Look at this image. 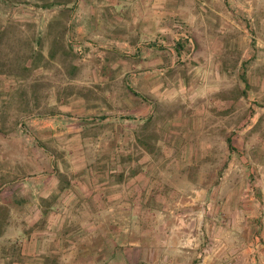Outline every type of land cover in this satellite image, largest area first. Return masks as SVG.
I'll use <instances>...</instances> for the list:
<instances>
[{
  "label": "crops",
  "instance_id": "1",
  "mask_svg": "<svg viewBox=\"0 0 264 264\" xmlns=\"http://www.w3.org/2000/svg\"><path fill=\"white\" fill-rule=\"evenodd\" d=\"M177 4L178 0H79L77 8L82 7L83 25L90 33L103 23L107 26L114 23L117 30L121 29L115 33L119 37L115 44L120 47L88 43L106 53H115L116 59L132 57L137 69L129 76L124 71H116L115 75L101 73L103 83H107L102 92L109 96L101 99L100 106L94 108L91 103L79 100L84 111L76 112L74 95H67L61 99L63 103L54 101L53 105H58L56 111L41 112L32 119L31 124L34 123L37 138L41 140L42 158L37 160V174L32 177L14 175L4 182L9 191L5 196L9 204L6 213L11 218L20 217L19 222L12 220L4 228L19 242L21 264H240L244 263L245 254L253 251L247 246L236 259L230 247L227 255L204 250V237L191 245L182 243L175 230L186 231L184 226L190 224L187 226L171 218L181 215L175 214V205L180 204L182 198H191L183 205L194 202L200 205L195 211V228L202 232L208 230V226L215 229L221 224L223 228L230 225L234 228V223L240 221L252 229H262V158H244L237 161L238 164L229 161L223 175L213 177L210 185L198 184L200 179H195V184L194 179L185 174L180 176L184 187L176 186L175 190V184L168 183L176 177L154 174L153 152L163 149L166 143L174 144L173 133L177 131L174 126L179 124L171 125L167 117L154 112L153 100L148 96L155 87L153 72L156 69L169 71L174 66L169 56L177 54L171 47L169 30L159 23L157 26L154 17L157 10L164 11ZM96 7L99 17L93 16ZM73 17L75 21L77 17ZM129 21L133 26L128 25ZM80 26L77 24L75 28L80 29ZM107 38H111V33ZM249 53L244 52L247 57L243 61L227 65L216 62L207 67L240 70V81L245 86H264V41L263 52H260L263 56L253 59V53ZM166 57L168 62H165ZM180 57L178 60L183 61L184 56ZM113 64L119 68L120 63L115 60L109 70ZM64 69H67L65 73ZM75 69V63L71 67L59 66L65 79L59 85L74 83L71 77H75ZM120 76V87L122 85L123 91L124 87L128 88L140 100L139 106L114 109L111 103L127 101L119 96L123 94L121 88L117 94L112 86L115 81L118 84ZM136 84L137 88L133 87ZM142 86L146 90L141 91ZM157 119L162 123L157 124ZM185 120L188 123L189 117ZM255 122L256 119L244 130H251ZM162 128L168 136L157 139L156 132H161ZM50 137L58 141H43ZM230 139L233 151L252 147L244 139L234 146ZM258 148L263 150V141ZM49 150H64V153L44 157ZM237 166L242 167V173ZM256 170L259 177L254 173ZM192 209L187 207L188 211ZM223 216L226 224L219 223Z\"/></svg>",
  "mask_w": 264,
  "mask_h": 264
},
{
  "label": "rangeland",
  "instance_id": "2",
  "mask_svg": "<svg viewBox=\"0 0 264 264\" xmlns=\"http://www.w3.org/2000/svg\"><path fill=\"white\" fill-rule=\"evenodd\" d=\"M78 2L0 0V264H21L19 242L15 236L11 238L13 233L4 228L5 224L20 218L19 215H12L11 218L6 213L9 204L5 196L9 191L5 189L4 182L14 175L32 177L37 174V160L42 158V151L32 119L41 112L56 111L58 105H53L54 101L63 103L61 99L67 95H74L72 99L75 100L76 112L84 111L79 100L91 103L94 108L100 106L101 99L109 96L102 92L107 83H103L101 73L115 75L116 71H124L129 76L137 69L132 57L116 59L115 53H106L88 43L120 47L115 41H119L116 31L121 29L117 30L114 23L108 26L103 23L90 33L83 25L84 14L82 7L77 8ZM178 3L164 11L157 10L154 17L157 26L159 23L169 30L171 47L172 36L177 32H188L191 37L187 45L188 56H184L183 61L178 60V54H172L169 57L173 58L174 66L169 71L156 69L153 72L155 87L148 96L153 100L154 112L167 117L171 125L179 123L174 126V129L177 127L173 133L174 144L166 143L163 149L153 152L154 174L176 177L168 183L175 184V190L176 186L184 187L180 176L185 174L194 179L195 184V179H200L198 184L210 185L213 177L223 175L229 161L238 164L240 159L262 158L264 189V86H245L240 81V70L207 67L210 63L223 62L227 65L243 61L247 57L244 56L245 51H250L249 55L253 53V59L263 56L260 52H263L264 41V0H178ZM95 9L93 16L99 17V8ZM73 16L78 21H74ZM127 23L133 26L130 21ZM77 24L83 28L76 29ZM110 33L111 38H107ZM115 60L120 63L119 68L113 64L109 70ZM168 61L166 57L165 62ZM72 63L76 68L75 77H71L75 79L74 83L59 85L65 79L58 67L66 64L71 67ZM66 70H63L64 73ZM120 78L118 84L115 81L112 85L117 94L119 88L123 91ZM133 87L137 88V84ZM140 89L143 91L145 87ZM119 96L127 101L111 103L114 109L140 105V100L128 88L124 87L123 94ZM185 117H189L188 123ZM255 119L251 130H244ZM156 123L162 122L157 119ZM162 136H168L164 128L156 132L157 139ZM228 136L234 146L244 139L252 147L233 151L227 146ZM95 137L98 140L97 135ZM43 141L50 143L58 139L50 137ZM262 141L263 150H260L259 142ZM48 152L43 154L44 157L63 155L64 150ZM237 168L242 173V167ZM254 173L259 177V171ZM190 201L191 198H182L181 205H175V214H181L180 217L171 218L187 226L190 224L189 227L184 226L186 231L175 230V234H180L182 243L201 242L204 237V250L227 255L230 247L234 249L231 255L236 259L249 246L253 251L246 253L244 263L240 264H263L264 212L263 228L260 230L240 221L234 223V228H230L231 225L223 228L221 224L215 229L208 226V230L202 232L195 228V211L200 205L195 202L183 205ZM187 207H192V211H188ZM221 218L219 223L226 224L227 219ZM239 219L242 217L239 216ZM260 244L263 246L260 247Z\"/></svg>",
  "mask_w": 264,
  "mask_h": 264
},
{
  "label": "trees",
  "instance_id": "3",
  "mask_svg": "<svg viewBox=\"0 0 264 264\" xmlns=\"http://www.w3.org/2000/svg\"><path fill=\"white\" fill-rule=\"evenodd\" d=\"M172 40H173L172 47L175 50V52L179 54L180 56L182 55L188 56L187 45L190 44L191 42V37L188 34V32L186 33L177 32L176 34L172 36ZM227 145L232 150L230 137L227 138Z\"/></svg>",
  "mask_w": 264,
  "mask_h": 264
}]
</instances>
